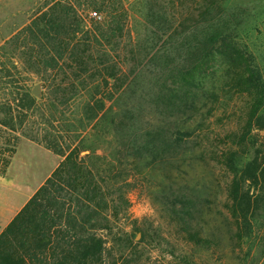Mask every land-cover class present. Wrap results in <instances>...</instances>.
Instances as JSON below:
<instances>
[{"label":"rangeland","instance_id":"1","mask_svg":"<svg viewBox=\"0 0 264 264\" xmlns=\"http://www.w3.org/2000/svg\"><path fill=\"white\" fill-rule=\"evenodd\" d=\"M55 1L0 0V175L14 178L18 183L20 191L16 200L21 199L25 187L36 188L61 158L47 147L42 135L46 132L48 140L55 137L59 124L67 119L75 121L72 111L80 107L81 99L87 95L83 88V97L69 98L64 103L57 101L54 107L57 111L49 105L52 101L46 86L48 75L55 76V82L63 84V91L68 92V76L73 69L45 68L41 63L44 52L37 49L31 33L24 27L32 18L38 24L39 12ZM98 1L70 0L79 16L75 37L78 48H88L85 31L91 29L94 21L104 19L103 25L115 26L117 11H121L123 27L106 44L115 62L107 69L113 72V77H107L105 84L100 77L105 71L100 69L99 74L86 80H93L90 86L106 94L108 87L114 91L124 86L112 102L131 111V117L124 124L134 133L153 116L159 69L149 54L174 40L168 34L169 27L183 20V25L189 23L200 8L217 10L216 14L233 22L231 36L250 53L264 81V0H106V7H98ZM91 10L96 14L91 15ZM109 11L115 16H110ZM150 11L154 12L153 17L148 15ZM150 18L153 23L149 22ZM150 26L165 31L150 35ZM65 27L66 22L58 20L57 30ZM150 41L154 43L152 48L148 47ZM137 43L145 45L149 52L139 60L134 73L129 70L140 56L136 53ZM96 49L91 42L84 57L89 52L95 56ZM81 74L86 76L84 72ZM24 90H29L36 104L20 124L17 119L22 110L14 108L11 129L2 124L4 120L10 121L4 99L14 97L16 101ZM217 95L211 113L207 117L202 114L205 119L201 123L192 121L195 128L200 125L198 132L182 136L177 149L183 150L182 153L164 151L161 156L141 155L135 166L123 173L120 172L122 165L117 164V213L108 214L107 227L98 230L105 241V264H264V195L261 199L255 198L259 182L251 179L248 169L242 193L249 204L242 202L241 207L245 209L242 212L246 219H240L239 209H236L237 216L233 215L234 201L227 198L223 188L230 172L222 167L219 156L227 148L237 150L242 162L250 160L255 153L261 154L258 150H264V99L260 119L247 128L245 94L226 88L218 89ZM51 117L56 119L50 122ZM201 129L203 133L199 134ZM111 137L110 150L123 141L117 135L114 139ZM93 142L95 146L106 143L102 137ZM204 144L206 147L199 154L198 148ZM101 151L100 147L96 149L97 153ZM194 151L196 155L191 158ZM260 190H264V185ZM145 201L150 202L152 213L134 215V205ZM153 249L159 250L156 260L149 256Z\"/></svg>","mask_w":264,"mask_h":264},{"label":"trees","instance_id":"2","mask_svg":"<svg viewBox=\"0 0 264 264\" xmlns=\"http://www.w3.org/2000/svg\"><path fill=\"white\" fill-rule=\"evenodd\" d=\"M105 1L99 0L97 6L106 7ZM150 12L148 15L153 17L154 12ZM121 13L117 11L115 26H104V19L92 22L91 29L84 30L88 45L84 49L77 46L75 37L79 16L70 0H56L39 12V25L37 19L32 18L24 27L31 33L37 49L44 52L41 63L45 68L73 69L72 75L68 76V92L63 91V84L55 82V76L48 75L46 86L52 101L49 105L54 108L57 101L64 103L69 98L83 97V88H86L87 95L80 98V107L72 111L75 121L67 119L64 124H59L55 137L51 136L48 140L46 132L42 135L47 147L61 158L0 229V264H105V241L98 230L107 227L108 214L117 213V164L122 165L120 172L123 173L132 169L141 155L161 156L164 151L182 153L183 150H177L182 136L194 134L200 128V125L195 128L191 123L194 120L201 123L215 108L218 89L228 88L245 94L247 128L261 117L264 81L257 64L246 48L231 36L233 22L230 23L227 17H220L216 14L217 10L212 12L200 8L189 23L183 25V20L169 27L168 34L174 40L149 54H152L149 58L159 69L158 87L153 94V116L137 132L128 130L124 123L126 118L131 117V111L121 109L112 102L124 86L120 85L114 91L106 86V94L90 86L93 80H86V77L99 74L100 69L105 71V74H100L105 84L107 77H113V72L107 69L115 62L106 44L116 30L117 35L121 33ZM109 15L115 16L110 11ZM58 20L66 22L62 31L57 30ZM153 21V18L149 19L150 23ZM32 26L36 29L32 30ZM154 27L150 26V35L163 33L160 31L164 29ZM91 42L97 46V53L94 56L89 52L84 57L83 53L89 49ZM153 45L150 41L148 47ZM135 48L140 56L136 62L133 61L130 72H136L139 60L149 52L145 45L137 43ZM82 72L86 76H82ZM15 99H4L10 121L4 120L2 124L11 129V111L14 108L22 110L17 119L20 124L36 104L29 90H24L18 100ZM93 103L95 106L89 105ZM51 119L56 118L51 117L50 122ZM202 129L199 134L203 133ZM116 135L123 141L110 150L111 136L114 139ZM99 137L106 143L95 146L93 141ZM98 147L102 149L100 153L96 152ZM205 147L204 144L198 148L199 154ZM258 151L261 154L255 153L244 162L235 149L227 148L219 152L220 164L230 172L223 188L227 198L234 201L233 215L237 216L236 209H239L240 219H246L242 212L245 209L241 207L242 202L247 205L248 201L242 193L247 184L245 173L248 169L251 179L259 182L255 198L261 199L264 195V190H260L264 185V150ZM195 155L196 151L191 158ZM191 237L195 239L194 235Z\"/></svg>","mask_w":264,"mask_h":264},{"label":"crops","instance_id":"3","mask_svg":"<svg viewBox=\"0 0 264 264\" xmlns=\"http://www.w3.org/2000/svg\"><path fill=\"white\" fill-rule=\"evenodd\" d=\"M25 185L24 183H22ZM14 178L0 175V226L4 225L22 206L35 189L34 186L25 187L21 199H15L20 189Z\"/></svg>","mask_w":264,"mask_h":264},{"label":"clouds","instance_id":"4","mask_svg":"<svg viewBox=\"0 0 264 264\" xmlns=\"http://www.w3.org/2000/svg\"><path fill=\"white\" fill-rule=\"evenodd\" d=\"M131 199H135V197H131ZM133 213L134 215L140 217L144 215H150L152 213V208L150 205V202L145 201L143 204H136L134 205L133 208ZM149 256L151 259L156 260L159 257V250L158 249H153L149 252Z\"/></svg>","mask_w":264,"mask_h":264},{"label":"built area","instance_id":"5","mask_svg":"<svg viewBox=\"0 0 264 264\" xmlns=\"http://www.w3.org/2000/svg\"><path fill=\"white\" fill-rule=\"evenodd\" d=\"M90 14H91V15H95L96 12H95L94 10H92V11H90Z\"/></svg>","mask_w":264,"mask_h":264}]
</instances>
